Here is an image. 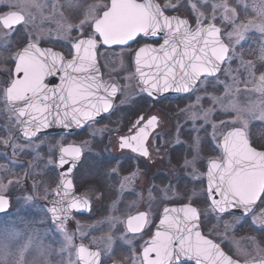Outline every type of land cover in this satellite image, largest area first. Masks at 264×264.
Here are the masks:
<instances>
[{
	"label": "snow or ice",
	"instance_id": "6c2138e0",
	"mask_svg": "<svg viewBox=\"0 0 264 264\" xmlns=\"http://www.w3.org/2000/svg\"><path fill=\"white\" fill-rule=\"evenodd\" d=\"M183 6L169 3L162 7L155 0H110V4L88 0H0V8L8 9L0 14V60L13 64L11 68L0 67L4 76L0 80V111L7 114L9 122L14 119L27 141L16 142L19 138L14 139L9 132L8 139L0 143L10 145L13 154L31 148L39 156L40 145L46 143L43 139L36 143L42 131L54 125L68 129L72 125L94 124L97 117L116 107L115 98L121 87L111 79L104 80L99 59L104 54L107 63V53L115 56L116 46H120L121 52L127 50L134 60L141 93L157 97L169 91L194 95L189 119L194 126L197 120L202 121L205 131L211 128L209 136L221 153L206 161L205 174H198L195 165L201 159V141L197 134L193 139V158L185 159L184 166L193 167L194 180L206 179L202 193L193 190L186 197H179V206L165 205L155 231L143 240L148 234L146 228L152 227L150 216L155 197L149 190L145 211L130 214L125 220L113 217L108 221L113 228L120 223L123 230L115 239L109 236L100 249L85 245L83 232L81 242L76 243V233L67 230L66 223L74 212L91 211L90 199L76 195L70 178L86 145L60 144L58 166L65 171L60 174L45 215L55 226L49 231L61 237L60 254L67 256V264H103L105 257H112L117 240L129 246L130 264H183L185 258L194 264H241L210 238L211 233H204L202 216L206 214L193 202L202 197L218 223L224 216L233 217L231 223L225 222L222 239L227 238L228 231L235 230L233 224L250 223L264 234V144L260 148L253 146L249 134L251 122L264 124V44L253 50V59H245L243 49L247 33L253 27L264 33V26L241 21L239 11L226 7L222 0H187L197 25L193 29L188 19L166 14V10ZM206 7L210 9L207 15L202 11ZM239 7L264 14V0H250ZM69 16L79 23H72ZM37 17L41 23L47 20L55 24L54 39L67 37V56L43 46L53 42L44 35L52 29L33 35ZM73 32L77 33L75 37ZM161 33L163 42L158 46L148 42ZM222 75L225 79H221ZM217 90H222V94L215 95ZM242 93L244 102L240 100ZM205 100L210 107L202 106ZM218 112L228 119L214 120ZM158 122L155 115H140L129 128L132 134L121 136V149L150 157L147 140ZM47 163L55 161L49 156ZM111 171L117 174L116 168ZM135 176L133 172L124 177L121 190ZM13 183L19 181L9 180L5 184L0 180V193ZM169 191H164L165 198L176 199V194L169 196ZM34 198L29 195L25 199L31 202ZM8 204V199L0 194V211ZM130 234L143 240L139 252ZM247 239L255 255L245 253L250 258L243 264H264V239Z\"/></svg>",
	"mask_w": 264,
	"mask_h": 264
},
{
	"label": "rangeland",
	"instance_id": "374dc122",
	"mask_svg": "<svg viewBox=\"0 0 264 264\" xmlns=\"http://www.w3.org/2000/svg\"><path fill=\"white\" fill-rule=\"evenodd\" d=\"M232 1H234L235 4L238 5V11L239 14H241V21L249 23L251 25L264 26V14L257 15L250 9L245 10L239 7L240 4L250 3V0ZM88 2H103L104 4H107L106 0H88ZM185 2L187 6V0L163 1L164 6L169 3L183 4ZM257 2L259 3V0H257ZM222 3L226 7L230 6L231 9L235 10V5L233 7V5L231 4V0H222ZM7 11V8H0V14H3ZM187 11L188 10H183L184 13ZM202 11L205 15H207L210 9L206 7L203 8ZM234 12L235 11L231 13L233 17ZM191 14L193 13L191 12ZM65 15L68 16V13L65 12ZM75 19L76 18L69 16L70 21ZM55 27L56 26L54 23H50L47 20L41 23L40 18L37 17L35 27H33L32 32L33 35L38 36L41 34L42 30L52 29L53 32H44V35L51 39ZM261 44H264V33L259 30V27H253L252 30L247 33V39L243 42L244 56L249 57V59H253V50L257 49ZM0 62H2V60H0ZM115 63L116 60L114 58L113 64ZM232 67H236V62H233ZM221 79H225V77L222 75ZM136 87V85H133V88L131 89L127 86L125 88L127 91L132 90V94L135 95L136 91H138L136 90ZM209 92H213V89L209 88ZM214 94L221 95L222 90H217L214 92ZM240 100L241 102H244L243 93L240 96ZM166 104H168L167 107H170V104L172 103L166 102ZM193 104H195L194 96L187 104H182L181 106L178 105V112L176 113L174 118L166 114H164V116L162 115L164 117V124L163 128L160 130V134L162 136L161 144L153 148L155 156L159 157L158 160H156L155 162L151 161L148 164V168L145 166L142 169H134V171L127 174L126 176H130L133 172H135L136 176L133 182L130 184H126V187L123 190H121L120 187L121 183L119 174L109 173V162L105 158L102 160V158L97 155L94 161L91 160L89 162L83 174H88L89 177L96 181L105 190L108 201L107 204L105 201V204L106 207H108V210L106 212H100V214L95 219L86 217H73L69 222L66 223L67 230L70 233H76V243L78 240H81V232L85 234L83 238L84 241L88 240L91 245L100 249H103L105 247L109 236L115 239L117 235L123 230V226L120 223H117L113 228L108 223V221H110L113 217H116L119 220H125L128 215H134L137 212L146 209L148 205V193L149 190H152L151 186L154 182L151 180V176L154 173H163L165 178L168 176L169 179H161V181L157 182V191L155 189V192H152L155 200L152 202L153 214L150 216L151 224L161 207L172 202L180 203L179 197H186L188 193L192 192L193 190L202 193L203 189H205L203 180H194L193 167H185L184 161L185 159L191 160L193 158V139L198 134L201 141V159L196 163L195 171L198 174L202 175V169L204 168L203 164L205 160L209 158V155L215 154V142L212 141L209 136V129L211 130L210 127L205 131L201 128L202 121L197 120L194 126L193 122L189 119V114L192 111V109L189 108V105ZM202 106L204 108H208L210 107V104L207 100H205L202 101ZM213 119L225 120L228 119V117L220 115L218 112L217 115L213 117ZM186 120V131L189 130L191 132V137L188 133H182L183 123ZM177 126H180L179 130L181 131H177L175 133V131L173 132V129L175 128L174 130H176ZM106 131L110 130H108L106 125L103 123L98 127L91 128L87 135L84 138H80L79 141L84 142L86 146H90L93 142L96 141V144L100 145L103 141V137ZM263 133L264 124L259 121H253L250 123L249 134L250 136H252L253 141L257 145L261 146L262 144H264ZM21 144L25 143L21 142ZM173 145H175L176 153L175 163H172V166L168 163L166 155L167 153H169V150L171 147H173ZM26 149L22 151L17 150L15 152L16 157L22 155V153L25 152ZM152 162L154 163V165H158L156 169H150V165L153 164ZM115 166H118V164H116ZM181 173L184 174L182 179L179 178L174 181L176 176H179ZM16 180H18V177L16 178ZM54 180V177L50 178L48 175H46L43 179L40 180V183L41 186L44 187L43 189H47ZM165 190H170L169 196H171L174 192L177 198L166 199L164 196ZM88 191L91 192V190ZM125 191H131V193L127 195ZM95 192V202L98 203V191L95 189L92 191V194ZM21 195L24 199L21 204L20 202H18L19 209H17L16 213L10 214L7 217L0 218V264H67V256L60 254V249L62 247L60 241L61 237L59 233L55 231H49V229H54L55 226L48 221V218L45 215V207L43 205V202H39L42 198H45V196L40 197L36 195V193H33L32 195L35 197L34 200L28 202L25 198L29 196V194L24 195V193H22ZM193 202L199 207L201 213L206 214L203 216V218L205 220L204 227L207 234L211 233V237L222 242L225 245L226 249H228L237 259L245 260L250 258V255H255L247 238L256 235L253 232L243 233V231L239 229L246 228L249 223H245L243 225L233 224V228L235 230L228 231L226 234L227 238L222 239L225 236V222L231 223L233 221V217L224 216L222 221L218 223L214 218V214L208 211L209 205L205 198L202 197L200 200ZM41 221H44V223H41ZM78 229L79 231H77ZM147 231L148 229L146 230V232ZM130 238H133V243L135 245L136 251L139 252V236L131 237L130 234ZM245 253H250V255H245ZM131 255L132 254L129 250V246L117 240L114 246L112 257H105V259L118 262L123 261L130 264L129 258L131 257Z\"/></svg>",
	"mask_w": 264,
	"mask_h": 264
},
{
	"label": "flooded vegetation",
	"instance_id": "af4514ba",
	"mask_svg": "<svg viewBox=\"0 0 264 264\" xmlns=\"http://www.w3.org/2000/svg\"><path fill=\"white\" fill-rule=\"evenodd\" d=\"M158 1L163 7L164 0H158ZM106 2L107 4H110V0H106ZM183 4L185 6L180 7L178 10L177 9L166 10V13L169 15H176L181 18L188 19L191 22V27L195 29L197 25L194 15L191 14L189 8L186 6V2ZM231 4L233 5V7L235 5L234 7L235 11H238V5L235 4V2L232 0H231ZM183 10H188V11L184 13ZM239 15L241 17V14ZM234 16H235V12H234ZM71 22L79 23L78 19L71 20ZM76 35L77 33L75 32L72 33L73 37H75ZM51 39H53L52 43H48L43 46L52 47L54 48V50L61 52L65 56H67L70 48L67 37L63 39H54V33H53ZM148 42L156 43L157 46L159 43L162 42V39L159 38V39H155L154 41L150 40ZM124 47L125 49H127V46ZM135 47L136 45L133 44V48ZM115 53H116L115 56H113L112 53H107L108 55L107 63H105L104 54H101L99 57L101 62V71L103 73L104 80L109 81L111 79V81L118 83L121 87V93L118 94L117 97L115 98L116 107L113 110H111L109 113H105L102 116V118L97 119L94 124L91 123L86 124L82 129L76 132H59V133L41 132L38 135V139L36 140V143H39V140L41 139L45 140L46 143L40 145L38 149L39 156H37L36 151H33L31 148H27L25 152L22 153V155L16 157V153L13 154V149L10 145L5 146L3 143H0V166H3V169H5L3 171H0V180H2L5 184H7L9 180L17 181L16 178L18 177V181H19V183L11 184L5 190H3L2 193H0L4 195L9 201L7 208L4 211H0V218L7 217L10 214L16 213L17 209H19L18 202H20L21 204L24 199L23 196L21 195L22 193H24V195L27 194L32 195L33 193H36V195L40 197L45 196V198H42L39 202H43L45 210L47 209V207H50L51 206L50 202L53 199L52 193L54 192L56 185L59 182L60 174H61L60 167L58 166V151H57L58 146L60 144H64L65 146L69 144H74L77 146L85 145L84 142L79 141L80 138H84L91 128L98 127L103 123L110 131L105 132L103 141L101 142L100 145H97L96 144L97 141H96L93 142L92 145L90 146L83 147V155L77 164V168L74 169L72 174V179L76 186L75 192L81 196H86L90 199L91 211L74 212L73 217H84V218L86 217V218L95 219L100 214V212H104V211L106 212L108 210V207H106L108 201L105 190L96 181H94L91 177H89L88 174H83L89 162L91 160L94 161L97 155H99L100 158H102V160L105 158L109 162V166H110L108 169L109 173H112L111 170L113 168L117 169L120 183L124 178L122 176H126L130 172L134 171V169H142L145 166L148 168V164L151 161L155 162L156 160H158L159 157L155 156L153 152V148L161 144L162 136L160 134V130L163 128L164 114L172 116L174 118L176 113L178 112L177 109L178 105L181 106L182 104L183 105L187 104L188 102L191 101L194 95L178 93L174 95H166L160 98H154L152 96L147 95V93H141L139 91L138 76L134 74L135 73L134 60H132L129 57L127 50L121 52L120 46H116ZM114 58L116 60L115 64H113ZM245 59H249V57H245ZM0 67L11 68L13 67V64L11 62L3 63L2 61L0 62ZM3 78H4L3 73H0V80H2ZM57 82H58V78H57ZM133 85H136L137 86L136 90H138L136 91L135 95L132 94L131 92L132 90L127 91L125 88L127 86L128 88L131 89L133 88ZM121 100H125V103L121 104ZM166 102L172 103L170 104V107L169 106L167 107L168 104H166ZM140 115H144L146 117L155 115L158 117V121H159L158 125L155 127L154 130H152L151 135L147 140V147L150 152V157L147 158L141 157L137 153H133L130 149H121L120 147L121 136L132 134L129 132V128ZM186 123L187 120L183 123L182 133H188L190 134L191 137V132L189 130L186 131L187 130ZM174 129L173 132L175 131V133L177 131H181L179 130L180 126H177L176 130ZM209 131L211 132L210 129ZM9 132H11V135L14 139L19 138L18 140L19 143L22 142L27 144V141L22 138L21 132L19 130V126L15 124L14 119L12 122H9L7 114L4 113L3 111H0V141L8 139ZM250 139L253 143V146L257 148L261 147L260 145H257L253 141L252 136H250ZM173 147L175 148V145H173ZM173 147L170 148L169 153H167L166 155L167 161L171 165L172 163L173 164L175 163L176 148L174 149ZM214 150L213 151L215 154L209 155V158H215L221 155L220 151L216 147V143H214ZM49 156H51L52 160L55 161V163L53 164L47 163ZM209 158H207L203 164L204 168L202 169V175L206 173V161ZM116 164H118V166H115ZM46 166H47V171H46ZM157 167L158 165L156 164L154 165V163L150 165L151 170L153 168L156 169ZM25 174H27V176ZM46 175H48L50 178L54 177L55 180L51 183V185L47 189H43L44 187L41 186L40 180L43 179ZM183 175H184L183 173H181L179 176L177 175L174 181L179 178L182 179ZM166 178L169 179L168 176ZM166 178L164 174L160 172L152 174L151 180L154 182L153 185L151 186L152 187L151 191L155 192V189L157 191V182L161 181V179L166 180ZM203 182H204V186L206 187V179L203 180ZM95 189L98 191L97 192L99 197L98 203L95 202L96 192L92 194V191ZM88 190H91V192H89ZM125 193H127L128 195L131 193V191H127V192L125 191ZM177 203L179 202H172L167 205L177 204ZM163 207H161L158 210L157 215L151 224L152 227L151 229H148L147 231L148 234L143 236V240L149 239L150 235L154 230L156 223L160 218V213L162 212ZM203 224H204V219H203ZM239 229H241L243 233L253 232L256 235V237L264 239V234H262L259 231V228L254 229L250 223L249 225H247L246 228H239ZM143 240L139 239L138 241L139 250L143 243ZM214 240L220 243V245L233 256V254L228 249H226L225 245L222 242L218 241L217 239ZM78 242H81V240H78L77 243ZM82 242L87 243L89 246L93 248H98L91 245L88 240L86 241L82 240ZM110 262L113 261L106 260L105 258L103 259V264H107ZM120 262H122L123 264H128L123 261ZM183 264H194V262L191 261L184 262Z\"/></svg>",
	"mask_w": 264,
	"mask_h": 264
},
{
	"label": "water",
	"instance_id": "95a60500",
	"mask_svg": "<svg viewBox=\"0 0 264 264\" xmlns=\"http://www.w3.org/2000/svg\"><path fill=\"white\" fill-rule=\"evenodd\" d=\"M155 2L156 3H158V4H160L159 3V1L158 0H155ZM161 5V4H160ZM167 14V13H166ZM169 16H176V15H169ZM179 17V16H178ZM159 38H161L162 39V42H163V33H161V35L159 36V37H157V38H155V39H159ZM161 42V43H162ZM158 46V45H157ZM46 47H48V46H46ZM54 49V48H53ZM174 94H178V92H175V91H169V92H167V93H161L158 97L157 96H152V97H154V98H160V97H163V96H166V95H174ZM104 114H102L100 117H97V119H100V118H102V116H103ZM86 124H84V125H81L80 127H77V126H75V125H72V127L71 128H68V129H64V128H62L61 126H59V125H54L53 127H51V128H49V129H47V130H44V131H42V133H59V132H76V131H79L80 129H82L84 126H85ZM79 162V161H78ZM78 162H77V164H78ZM65 168H67V166H65ZM60 170H61V173H63L64 171H65V169H61L60 168ZM74 171V170H73ZM72 174H73V172L70 174V178H72ZM76 193V192H75ZM76 195H79V194H77L76 193ZM79 196H81V195H79ZM170 206H179V204H172V205H170ZM7 208V206L5 207V209ZM4 209V210H5ZM88 212L87 210H81L80 212ZM73 215H74V213L72 214V217H73ZM135 215V214H134ZM72 219V218H71ZM71 219H69L67 222H69ZM158 224V223H157ZM156 224V225H157ZM155 228H156V226H155ZM155 228H154V231H155ZM211 238V237H210ZM78 243H80V242H78ZM84 243V242H83ZM85 245H87L86 243H84ZM88 246V245H87ZM221 246V245H220ZM221 248L223 249V247L221 246ZM223 251L225 252V253H227L224 249H223ZM228 254V253H227ZM229 256H231L230 254H228ZM232 258H234L233 256H231ZM234 259H236V258H234ZM238 260V259H237ZM188 261H192V260H188L187 258H185L184 260H183V262H188ZM241 261V260H240ZM192 262H194V261H192ZM109 264H122V263H120V262H111V263H109ZM241 264H243V261H241Z\"/></svg>",
	"mask_w": 264,
	"mask_h": 264
},
{
	"label": "trees",
	"instance_id": "16d2710c",
	"mask_svg": "<svg viewBox=\"0 0 264 264\" xmlns=\"http://www.w3.org/2000/svg\"><path fill=\"white\" fill-rule=\"evenodd\" d=\"M204 226H205V220H204Z\"/></svg>",
	"mask_w": 264,
	"mask_h": 264
}]
</instances>
